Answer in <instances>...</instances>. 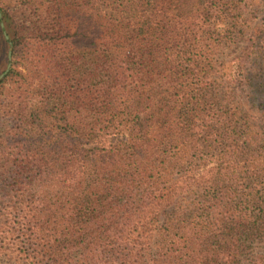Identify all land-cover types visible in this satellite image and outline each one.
<instances>
[{
    "label": "trees",
    "instance_id": "obj_1",
    "mask_svg": "<svg viewBox=\"0 0 264 264\" xmlns=\"http://www.w3.org/2000/svg\"><path fill=\"white\" fill-rule=\"evenodd\" d=\"M256 1L0 0V264H264Z\"/></svg>",
    "mask_w": 264,
    "mask_h": 264
},
{
    "label": "rangeland",
    "instance_id": "obj_2",
    "mask_svg": "<svg viewBox=\"0 0 264 264\" xmlns=\"http://www.w3.org/2000/svg\"><path fill=\"white\" fill-rule=\"evenodd\" d=\"M256 2H257L256 6L259 9L264 8L262 1L257 0ZM251 14H253L254 16H257V12H252ZM6 31H7V29H6ZM8 49H9L8 42L6 41L4 34H3V30L0 26V74L6 69L7 64H8ZM13 62H14V58L12 56V65H13ZM1 263L2 264H13V263L6 261V260H1Z\"/></svg>",
    "mask_w": 264,
    "mask_h": 264
},
{
    "label": "water",
    "instance_id": "obj_3",
    "mask_svg": "<svg viewBox=\"0 0 264 264\" xmlns=\"http://www.w3.org/2000/svg\"><path fill=\"white\" fill-rule=\"evenodd\" d=\"M0 26H1L2 30H3L4 37H5L6 41L8 42V45H9V49H8V64H7L6 69L0 74V81H1L4 78V76L11 69V66H12V54H13V42L10 39V37H9L7 31H6L5 24H4V21L2 19L1 9H0Z\"/></svg>",
    "mask_w": 264,
    "mask_h": 264
}]
</instances>
